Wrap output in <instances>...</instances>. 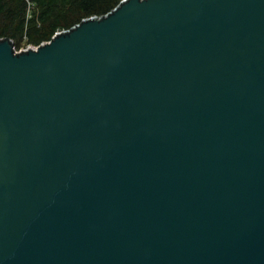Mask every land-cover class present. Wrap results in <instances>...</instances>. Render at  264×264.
I'll use <instances>...</instances> for the list:
<instances>
[{
  "label": "water",
  "instance_id": "obj_1",
  "mask_svg": "<svg viewBox=\"0 0 264 264\" xmlns=\"http://www.w3.org/2000/svg\"><path fill=\"white\" fill-rule=\"evenodd\" d=\"M0 264H264V0L0 39Z\"/></svg>",
  "mask_w": 264,
  "mask_h": 264
},
{
  "label": "trees",
  "instance_id": "obj_2",
  "mask_svg": "<svg viewBox=\"0 0 264 264\" xmlns=\"http://www.w3.org/2000/svg\"><path fill=\"white\" fill-rule=\"evenodd\" d=\"M122 0H0V39H8L15 50L25 44L38 46L48 42L90 15L102 16ZM28 2L31 9L27 14Z\"/></svg>",
  "mask_w": 264,
  "mask_h": 264
},
{
  "label": "built area",
  "instance_id": "obj_3",
  "mask_svg": "<svg viewBox=\"0 0 264 264\" xmlns=\"http://www.w3.org/2000/svg\"><path fill=\"white\" fill-rule=\"evenodd\" d=\"M124 1H125V0H122L121 3L124 2ZM31 5H32V4L28 2V11H30V9H31ZM116 8H117V7H116ZM116 8H114L111 12H108L107 14L102 15V16H96V15L91 16V15H90L89 17L82 19L81 22H85V21H88V20H95V19L99 20V19H102V18L106 17L107 15H109L110 13H112ZM81 22H80V23H81ZM80 23H78V24L72 26V27L69 28V29L61 30V31L56 32V33L52 36V38H54L55 36H57V35H59V34L66 33V32H69L70 30H73V29L77 28V27L79 26ZM52 38H51V39H52ZM48 42H49V41H48ZM48 42H42V43H41L40 45H38V46L27 45L26 47L24 46V48L19 49L18 51L16 50V52L18 53V52H22V51L25 52V51H28V50H35V49H37L39 46H42V45H44V44H46V43H48Z\"/></svg>",
  "mask_w": 264,
  "mask_h": 264
},
{
  "label": "rangeland",
  "instance_id": "obj_4",
  "mask_svg": "<svg viewBox=\"0 0 264 264\" xmlns=\"http://www.w3.org/2000/svg\"><path fill=\"white\" fill-rule=\"evenodd\" d=\"M29 12L30 11H28V9H27V14H29ZM25 42V39H23L20 43H19V48L17 49V51L19 50V49H22V48H24V46L26 47L27 46V44H25L24 43Z\"/></svg>",
  "mask_w": 264,
  "mask_h": 264
}]
</instances>
